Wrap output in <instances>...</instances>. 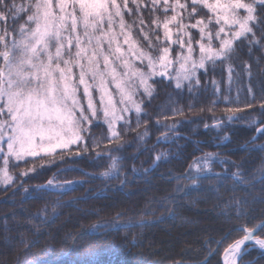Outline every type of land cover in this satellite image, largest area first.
<instances>
[{"label":"trees","instance_id":"1","mask_svg":"<svg viewBox=\"0 0 264 264\" xmlns=\"http://www.w3.org/2000/svg\"><path fill=\"white\" fill-rule=\"evenodd\" d=\"M117 3L123 5L124 0ZM128 7L133 10V14L125 11L129 23L142 14L148 24V9L137 14L132 0ZM258 15L264 27V8ZM257 35L264 36V31L258 28ZM245 63L252 66L251 79L241 71ZM231 64L239 78L234 74L230 93L225 74L224 93L213 95L210 81L222 78L220 65L215 71L209 67L207 75L201 72L207 92L200 95L190 96L185 90L178 96L174 82L156 77L153 96L138 97L143 101L139 125L132 112L130 128L122 129V146L113 155L124 159L117 160L115 172L110 160L93 162L91 155L82 159L65 155L61 160L41 154L13 161L14 184H0V264H204L206 259L207 264H222L224 245L209 257V248H218L212 241L229 231L230 239L238 237L237 225L255 227L264 219V152L252 150L264 144V137L253 143L259 133L252 120L264 117L244 108V101L251 99L247 89L252 87L259 96L264 88V51L253 48L249 54L247 43L238 42ZM223 95L233 100L239 95L240 102L226 104ZM176 107L183 109V116L172 115ZM207 107L213 111H201ZM226 107L244 109L237 114L243 118L229 121ZM213 117L225 126L213 127ZM92 131L107 135L103 122ZM146 131L148 135L139 139ZM160 153L166 155L156 162ZM209 153L215 154L211 171L197 173L189 167L198 159L202 163ZM222 160L233 163L221 164ZM33 167L35 172L19 175ZM228 169L231 174L223 176ZM104 171L111 172V178H98ZM54 176V183L70 190H36ZM103 190L106 194L98 196ZM117 213H121L118 220ZM125 223L130 227L125 229ZM93 226L90 236L73 243L82 228ZM244 259L246 264H264L260 250H250Z\"/></svg>","mask_w":264,"mask_h":264},{"label":"snow or ice","instance_id":"2","mask_svg":"<svg viewBox=\"0 0 264 264\" xmlns=\"http://www.w3.org/2000/svg\"><path fill=\"white\" fill-rule=\"evenodd\" d=\"M132 3L137 14L148 9L147 25L142 14L131 23L126 20L125 11L133 14L128 0L123 5L117 0H0V184L8 187L14 184L16 177L10 168L13 161H27L41 154L61 160L65 155L73 159L91 155L93 162L110 160L112 171H117V160L124 157L114 156L113 152L122 146V129L130 128L132 112L137 115L139 125L143 101H138L137 96L152 97L156 77H166L169 84L174 82L178 96L185 90L190 96L200 95L207 92L201 84V72L207 75L209 67L215 71L220 65L222 78L210 81L213 95L224 93L225 74L230 93L234 74L239 78L231 64L237 43L246 42L249 54L253 48L264 51V36L257 35L258 28L264 31L258 15V10L264 8V0H132ZM241 71L251 79L250 64L245 63ZM247 92L251 99L244 101V108L258 111L264 117V88L259 96L252 87ZM223 100L229 105L240 102L239 95L235 100L223 95ZM205 110L211 112L213 108H201ZM243 111L240 107L225 108L229 121L243 118L237 115ZM172 115L183 116V109H172ZM101 121L106 125L107 135L98 136L92 129ZM252 123L259 133L253 137L254 143L264 137V119H254ZM212 126L225 125L215 121ZM147 135L146 131L139 139ZM104 140L108 143H103ZM244 150L264 152V144ZM165 155L158 154L155 161ZM214 155L206 154L202 163L198 159L189 167L197 173L211 171ZM35 171L33 167L19 175L28 176ZM132 171L135 173V168ZM230 174L228 169L223 176ZM111 175L104 171L98 178ZM54 181L55 176L36 190H70ZM106 191L97 195L103 196ZM236 215H241L239 210ZM120 216L117 213L115 219ZM246 223L250 225L252 221ZM130 225L125 223L123 227L127 229ZM94 229L95 226L91 230L82 228L73 237V243L77 245ZM234 231L240 235L230 239L229 231L219 241H212L218 248L215 251L209 248V257L219 252L220 245H224L222 264H238L249 246L264 254V219L255 227L237 225Z\"/></svg>","mask_w":264,"mask_h":264},{"label":"rangeland","instance_id":"3","mask_svg":"<svg viewBox=\"0 0 264 264\" xmlns=\"http://www.w3.org/2000/svg\"><path fill=\"white\" fill-rule=\"evenodd\" d=\"M166 78V77H165ZM138 97L139 96H137V100H138ZM139 101V100H138ZM102 122V121H101ZM94 123H96L95 121H94ZM96 228H97V226H96ZM254 251V250H259L258 248H256V247H251V246H249V248H248V251H246L245 253H248L249 251ZM261 251V250H260ZM244 253V254H245ZM222 258H223V256H222ZM248 260H246L245 261V259H244V255H243V258H242V261H240V260H238V264H246V262H247ZM187 264H194V263H187Z\"/></svg>","mask_w":264,"mask_h":264},{"label":"water","instance_id":"4","mask_svg":"<svg viewBox=\"0 0 264 264\" xmlns=\"http://www.w3.org/2000/svg\"><path fill=\"white\" fill-rule=\"evenodd\" d=\"M259 231V230H258Z\"/></svg>","mask_w":264,"mask_h":264}]
</instances>
